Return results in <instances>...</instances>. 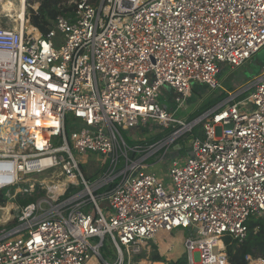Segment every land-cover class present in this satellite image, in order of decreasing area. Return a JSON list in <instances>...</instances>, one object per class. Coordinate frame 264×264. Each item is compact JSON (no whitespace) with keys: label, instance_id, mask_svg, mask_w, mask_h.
Segmentation results:
<instances>
[{"label":"built area","instance_id":"1","mask_svg":"<svg viewBox=\"0 0 264 264\" xmlns=\"http://www.w3.org/2000/svg\"><path fill=\"white\" fill-rule=\"evenodd\" d=\"M18 1L29 25L0 18V219L15 213L0 225V264L151 263L157 235L185 230L184 264H231L227 242L264 218V73L191 120L160 98L167 88L183 107L193 84L222 90L221 67L264 47V0H69L46 34L32 24L41 0ZM68 114L83 125L70 135ZM149 123L168 134L125 140ZM182 141L189 156L167 188L150 169ZM92 153L110 164L95 182L80 159ZM25 194L35 201L10 202Z\"/></svg>","mask_w":264,"mask_h":264},{"label":"rangeland","instance_id":"2","mask_svg":"<svg viewBox=\"0 0 264 264\" xmlns=\"http://www.w3.org/2000/svg\"><path fill=\"white\" fill-rule=\"evenodd\" d=\"M14 1V0H13ZM15 4L20 5L18 0L14 1ZM0 2V18L3 22H8L9 24L16 25L18 24L16 19L9 18L8 13H5L3 11V8L1 7ZM31 11V9H28ZM28 11V12H30ZM5 17H8L5 19ZM16 22V23H15ZM264 73V47L261 49V51L254 56L252 60L247 62L242 67L238 68H232L229 65H223L221 67V71L218 75V80L222 83L223 89L218 90L216 93L211 91V89L207 85L203 84H193L191 88V94L190 96L183 101V107L179 106L178 103L175 101V94L170 92L167 88L163 89L164 94L160 98V102L162 105L168 106V110L173 112L177 117L179 118H186L191 113H193L197 109H201L202 107H205L208 105L209 102L216 101L220 95L222 94H228L230 91L234 90L237 91L243 87H245L250 81H252L256 76ZM221 100V99H220ZM219 100V101H220ZM216 102L215 104L219 103ZM213 104V105H215ZM207 111V110H206ZM83 127V125L76 121L71 117V115H67V123H66V130L67 134L70 135L74 130L75 127ZM201 127L198 126L195 128L196 132H200ZM122 134L125 138V140L130 144L134 145L141 141L143 138H146L147 141L151 142L154 141V139L158 137H164L168 134V131L162 130L158 126L155 125V123H149V128L146 131H142V128H130L128 130L122 131ZM222 134V127L218 126L216 128V136L220 137ZM182 149H171L169 150L167 157L162 161L161 163L151 167L150 171L153 173H157L159 178L165 183L166 187L171 184V178L169 176V168L173 161L180 160L182 158H187L189 156V147L187 141H182ZM82 161V169L86 176L92 177V181H98L101 179L106 171L108 170L109 163L108 160L99 157L96 154H88V156H83L80 158ZM50 174V173H49ZM45 176V175H44ZM40 181H45L44 177ZM38 191H41L43 193V190L36 189L35 192L30 194H25V196L20 197L17 200H9L8 201L15 203L16 205L23 204L22 201L31 198L27 197V195L30 196H36V198L39 195H36ZM61 191V190H59ZM40 193V196L43 194ZM10 194H13V191L10 192ZM42 194V195H41ZM20 199V200H19ZM38 200L36 199V202ZM100 205L105 208L107 204L105 201H100ZM21 211V209H20ZM15 214V213H13ZM113 214L112 210H107V215ZM3 215V212L0 213V217ZM264 219V218H261ZM253 221H257V219L253 218ZM16 222H13L12 225H15ZM167 237L166 233L159 234L156 236V242L159 245V255H161V259L163 262H166L168 264H176L181 261H183V258L185 260V248L184 243L185 239L187 237H190V231L185 230L179 231L175 234L168 235ZM97 240H94L93 242L96 243ZM236 243V242H235ZM237 244V243H236ZM173 245L174 249L172 251H167L169 247ZM102 253L105 258H107L110 262L113 263V261L117 258L116 252L114 251L113 244L111 243V240L109 237H106L105 240V248L102 250ZM144 255H142L143 257Z\"/></svg>","mask_w":264,"mask_h":264},{"label":"trees","instance_id":"3","mask_svg":"<svg viewBox=\"0 0 264 264\" xmlns=\"http://www.w3.org/2000/svg\"><path fill=\"white\" fill-rule=\"evenodd\" d=\"M68 1L69 0H41L38 14L33 16L32 24L38 27L43 34H46L54 25L55 19L59 14H69L72 11L71 7L62 6V3H67ZM225 96L226 94H222L221 97L216 101L214 100V102H210L205 107L199 109L195 117L203 114L204 112H206V110H209L212 106H214L213 104L218 102L220 99H223ZM195 117H193V119ZM194 132L195 134H200V132H196V130H194ZM161 138L158 137L154 140H159ZM33 201H35V198L31 197L23 200L22 203L23 205H25ZM248 227V237L242 244H238L237 242L236 244L235 242H233L229 245V243L227 242L228 255L231 264H246L245 256L247 254L264 256V219H257V221L252 220L248 223ZM152 260L155 263L164 264L161 257L157 253L154 254ZM176 264H184V260Z\"/></svg>","mask_w":264,"mask_h":264},{"label":"bare ground","instance_id":"4","mask_svg":"<svg viewBox=\"0 0 264 264\" xmlns=\"http://www.w3.org/2000/svg\"><path fill=\"white\" fill-rule=\"evenodd\" d=\"M14 1L13 0H0L1 5H2L1 7L3 8V11L5 13H8V16L11 17L12 19H16V20H14L18 23V24H16V26H19L21 23H23L24 25H29L27 23V19L24 18V15L26 12V6L22 5V4L17 5V4H15ZM43 177H44L45 181H48L51 178V174H49V173L40 174V175L33 177L31 179L41 180V179H43ZM59 192H61V191H59ZM14 218H15L14 214L10 213L7 216H4V218L0 219V225H7V223L13 221ZM145 262H147V264H162V263H150L148 261H145ZM145 262H144V264H146ZM88 264H98V262L96 259L93 258L88 262Z\"/></svg>","mask_w":264,"mask_h":264},{"label":"crops","instance_id":"5","mask_svg":"<svg viewBox=\"0 0 264 264\" xmlns=\"http://www.w3.org/2000/svg\"><path fill=\"white\" fill-rule=\"evenodd\" d=\"M171 92V91H170ZM173 94H175V93H173ZM207 104H209V102L207 103ZM167 108H168V106H167ZM199 110H195L193 113H191L189 116H187L186 118H184V119H187V120H191V119H193V117H195V115H196V113L198 112ZM160 234H163V233H160ZM167 237H169L168 235H167ZM156 247H158L157 248V251L154 253V254H159V245L157 244L156 245ZM172 249H174V246L173 245H171L170 247H169V249L167 250V251H171ZM154 256V255H153ZM160 257H161V255H159ZM151 263H155L154 261H152ZM164 264H168V263H166V262H163Z\"/></svg>","mask_w":264,"mask_h":264}]
</instances>
